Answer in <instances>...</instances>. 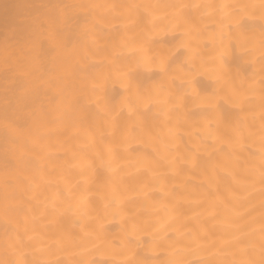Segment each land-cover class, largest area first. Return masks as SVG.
Instances as JSON below:
<instances>
[{"label":"bare ground","instance_id":"obj_1","mask_svg":"<svg viewBox=\"0 0 264 264\" xmlns=\"http://www.w3.org/2000/svg\"><path fill=\"white\" fill-rule=\"evenodd\" d=\"M42 7L0 0V264H264L259 0H57L35 69Z\"/></svg>","mask_w":264,"mask_h":264},{"label":"clouds","instance_id":"obj_2","mask_svg":"<svg viewBox=\"0 0 264 264\" xmlns=\"http://www.w3.org/2000/svg\"><path fill=\"white\" fill-rule=\"evenodd\" d=\"M57 0H41L44 5L31 19L30 37L25 43L24 60L30 68L38 69L49 61H55L62 49L60 32L64 26L62 16L53 12ZM244 6H241L243 8ZM261 13L259 19L264 21V0H259ZM5 55V48L0 44V60ZM164 264H187L176 259H170Z\"/></svg>","mask_w":264,"mask_h":264}]
</instances>
